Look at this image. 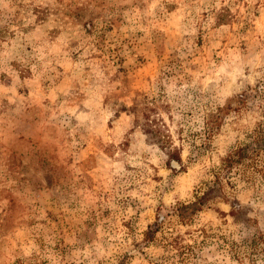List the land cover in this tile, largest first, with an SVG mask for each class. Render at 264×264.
I'll return each instance as SVG.
<instances>
[{"label": "rangeland", "instance_id": "374dc122", "mask_svg": "<svg viewBox=\"0 0 264 264\" xmlns=\"http://www.w3.org/2000/svg\"><path fill=\"white\" fill-rule=\"evenodd\" d=\"M263 94L264 0H0V264H264Z\"/></svg>", "mask_w": 264, "mask_h": 264}, {"label": "trees", "instance_id": "16d2710c", "mask_svg": "<svg viewBox=\"0 0 264 264\" xmlns=\"http://www.w3.org/2000/svg\"><path fill=\"white\" fill-rule=\"evenodd\" d=\"M253 89L256 93L258 92V88L254 87ZM248 96L249 94L245 91L236 96L235 100L238 104L237 108H241V106L244 105V103L248 100ZM261 100V107H264V96ZM250 152H264V112H262V119L258 123L256 136L253 138L251 144H244V146H239L232 153L226 156V158H224L223 164L224 166H226L234 161H240L245 158ZM177 159L179 160V155L177 156ZM255 172L259 174L258 176H260V178H264V165L256 167ZM223 190L224 188L221 183L218 180L214 181V184L207 186L206 190H204L201 195L197 196L196 200L188 203H178L176 207L177 215L182 221L190 220L192 215L201 210L202 207L210 200L217 197H223ZM231 214L236 218H240L242 211L239 207H237L236 210L231 211ZM263 239L264 237L261 234H256L255 232L251 235L250 240H248L251 242V245L257 246L259 244L258 241H263Z\"/></svg>", "mask_w": 264, "mask_h": 264}, {"label": "clouds", "instance_id": "9594fccd", "mask_svg": "<svg viewBox=\"0 0 264 264\" xmlns=\"http://www.w3.org/2000/svg\"><path fill=\"white\" fill-rule=\"evenodd\" d=\"M178 143H179V141H177ZM187 157H188V151H187V149L185 150V152L181 155V161L183 162V164H187L188 163V159H187ZM172 163L174 164V165H176L177 167H179L180 166V164L179 163H177V161H172Z\"/></svg>", "mask_w": 264, "mask_h": 264}]
</instances>
